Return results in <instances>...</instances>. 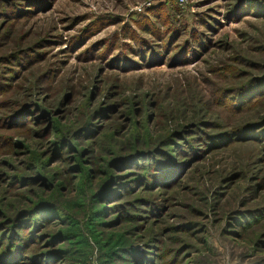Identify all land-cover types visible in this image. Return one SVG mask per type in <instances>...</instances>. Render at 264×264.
<instances>
[{"label":"rangeland","instance_id":"obj_1","mask_svg":"<svg viewBox=\"0 0 264 264\" xmlns=\"http://www.w3.org/2000/svg\"><path fill=\"white\" fill-rule=\"evenodd\" d=\"M137 263L264 264V0H0V264Z\"/></svg>","mask_w":264,"mask_h":264},{"label":"trees","instance_id":"obj_2","mask_svg":"<svg viewBox=\"0 0 264 264\" xmlns=\"http://www.w3.org/2000/svg\"><path fill=\"white\" fill-rule=\"evenodd\" d=\"M160 153H162V154H165L166 156H167V154H166V152H158V153H156V154H144V159H143V161L144 160H146L147 162H148V167H146L147 168V170H149V172H150V174H153V172H152V170H154V169H162V168H164L165 167V164H164V162H162L164 159H160V160H158V158H157V156H158V154H160ZM149 155H150V157H149ZM162 160V161H161ZM142 161V160H141ZM162 165L164 166V167H162ZM152 168V169H151ZM151 169V170H150ZM163 171H165V170H162L161 172H163ZM115 194V193H114ZM113 194V195H114ZM109 195H110V192H109ZM97 196L98 197H101V195H99V194H97ZM137 264H140V263H137Z\"/></svg>","mask_w":264,"mask_h":264}]
</instances>
